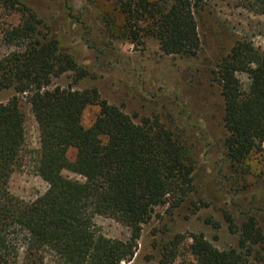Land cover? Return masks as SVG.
<instances>
[{
	"label": "trees",
	"instance_id": "16d2710c",
	"mask_svg": "<svg viewBox=\"0 0 264 264\" xmlns=\"http://www.w3.org/2000/svg\"><path fill=\"white\" fill-rule=\"evenodd\" d=\"M205 2L117 0L103 21L112 37L121 20L118 31L132 44L152 38L166 56L193 58L202 51L198 18ZM250 7L264 16V0H251ZM67 8L69 18L79 23L74 8ZM13 18L17 25L10 23ZM0 37L10 48L0 60V96L14 93L0 104V264H45L48 256L60 264H131L143 228L157 209L173 212L196 192L186 132L168 128L158 116L136 124L96 88L54 87L67 74L79 84L89 73L62 50L38 13L19 0H0ZM215 75L224 101L227 159L236 173H249L252 153H264V49L238 40ZM239 75L248 77L247 91ZM24 103L39 130L33 170L48 185L32 203L8 189L27 142ZM90 106L100 112L86 128L83 116ZM66 172L84 181L70 179ZM198 204L208 208L202 200ZM97 215L128 227L130 241L98 234L93 223ZM225 218L230 232L240 234L239 251H220L203 234L177 235L163 245L159 264H264V230L258 219L249 216L240 228L232 216Z\"/></svg>",
	"mask_w": 264,
	"mask_h": 264
},
{
	"label": "rangeland",
	"instance_id": "374dc122",
	"mask_svg": "<svg viewBox=\"0 0 264 264\" xmlns=\"http://www.w3.org/2000/svg\"><path fill=\"white\" fill-rule=\"evenodd\" d=\"M19 1L38 13L61 42L62 50L74 56L89 73L79 84L73 74H67L56 80L54 87L72 85L81 91L96 88L103 100L122 108L136 124L158 116L168 128L186 132L187 147L195 163L196 192L173 212H168V207L157 209L143 228L131 264H159L163 245L177 235L203 234L220 251H239L240 234L230 232L225 215L232 216L240 228L249 216H254L264 230V153H252L246 164L249 173H236L232 168L224 147V101L215 75L219 63L238 40L264 49V16L252 11L251 0H206L205 11L198 18L202 51L193 58L166 56L152 38H144L142 45L132 44L118 31L121 20L112 37L103 20L108 12L112 14L117 0ZM67 4L74 8L79 23L69 18ZM9 21L19 23L17 18ZM9 51L0 37V60ZM239 78L247 91L248 77ZM13 95L12 91L4 92L0 104L7 103ZM22 110L27 119V142L8 189L13 196L32 203L47 192L48 185L35 174L32 165V152L40 148L38 125L29 105L24 103ZM99 112L97 106L86 109V128L93 125ZM70 159H75L74 152ZM64 175L84 181L67 172ZM201 200L208 208L198 204ZM197 207L200 210L193 214ZM207 220L219 228L207 224ZM93 223L97 233L107 239L127 242L132 237L128 227L110 217L97 215ZM45 264L60 263L48 256Z\"/></svg>",
	"mask_w": 264,
	"mask_h": 264
}]
</instances>
